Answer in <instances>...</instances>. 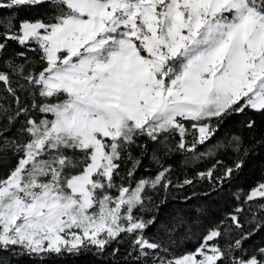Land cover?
Wrapping results in <instances>:
<instances>
[{
    "label": "snow or ice",
    "instance_id": "6c2138e0",
    "mask_svg": "<svg viewBox=\"0 0 264 264\" xmlns=\"http://www.w3.org/2000/svg\"><path fill=\"white\" fill-rule=\"evenodd\" d=\"M261 152L264 0H0V264H264Z\"/></svg>",
    "mask_w": 264,
    "mask_h": 264
},
{
    "label": "trees",
    "instance_id": "16d2710c",
    "mask_svg": "<svg viewBox=\"0 0 264 264\" xmlns=\"http://www.w3.org/2000/svg\"><path fill=\"white\" fill-rule=\"evenodd\" d=\"M44 9L35 10L29 15H39ZM264 171V152L259 155H254L246 163L243 172L235 181L236 186L247 188L253 185L261 177V173ZM214 217H218L224 211L227 210L229 199L227 195L223 197H217L209 201ZM12 264H31L27 258H21L19 260L13 259ZM58 264H96L95 258L91 255H81L78 257H65Z\"/></svg>",
    "mask_w": 264,
    "mask_h": 264
}]
</instances>
